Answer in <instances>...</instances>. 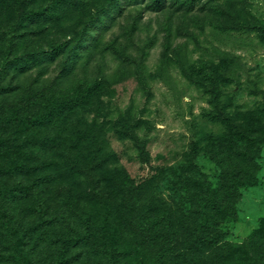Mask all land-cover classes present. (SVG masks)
Masks as SVG:
<instances>
[{
  "label": "rangeland",
  "instance_id": "1",
  "mask_svg": "<svg viewBox=\"0 0 264 264\" xmlns=\"http://www.w3.org/2000/svg\"><path fill=\"white\" fill-rule=\"evenodd\" d=\"M162 1L31 0L22 11L23 0H0V117L50 87L28 113L39 125L0 123V166L34 168L1 185L35 187L0 208V264H152L155 244L133 245L129 197L137 218L183 202L189 212L195 173L217 185L252 164L254 148L231 146L264 139V0ZM257 147V183L223 227L233 243L262 236L233 264L264 261Z\"/></svg>",
  "mask_w": 264,
  "mask_h": 264
},
{
  "label": "trees",
  "instance_id": "2",
  "mask_svg": "<svg viewBox=\"0 0 264 264\" xmlns=\"http://www.w3.org/2000/svg\"><path fill=\"white\" fill-rule=\"evenodd\" d=\"M31 0H23L22 11L27 9ZM162 0H157L158 6H162ZM50 87H46L36 93L28 95L13 111H8L0 117V123L4 122L9 125H15L18 128H30L40 124V118L28 115L31 107L35 106L49 96ZM42 118V117H41ZM42 122V121H41ZM244 140V139H243ZM237 138L231 146V149L238 150L242 145L245 149L251 148L256 151L254 156L245 155V161H251L252 164H245L233 168L231 171H222L219 175V183L214 185L211 181L204 178V175L197 172L190 180L189 190H194L189 201L190 205L196 206L189 212L185 211L184 202L174 211L170 208L167 214L143 216L137 214L132 209L134 207V196H130L127 201L128 222L132 228L135 238L133 245L140 252L146 246L155 244L158 248V254L152 264H169V258L175 255V261L172 264H233L238 261V256L248 249H254L261 239L262 233H253L244 243H233L227 240L228 231H225L223 224L226 219L238 218L235 206L238 198L241 197V190L257 183V144L264 143L261 141L251 140L250 147L247 142ZM5 142L0 134V146ZM107 155V154H106ZM104 162V161H103ZM24 165V164H23ZM29 168V169H28ZM31 168V169H30ZM26 169V170H25ZM32 166L25 165L22 167L12 163L9 167L0 166V179L6 175H12L20 172H32ZM111 172H104L103 180L111 177ZM1 182V181H0ZM124 185L131 182V193L139 188L132 184L126 177ZM186 185V183H184ZM34 186H23L22 195L18 196L15 187H4L0 183V208L3 210L10 201H22L27 198L29 190ZM104 203L106 198L104 196ZM3 215V214H2ZM5 221L3 227L11 234L3 233L6 241H13L14 234L11 229L12 217L7 214L3 215ZM2 219V220H3ZM154 220L152 223L149 221ZM5 234V235H4ZM66 241H74L70 238ZM76 241V239H75ZM70 246V242L67 243ZM129 254V253H128ZM207 257L205 258V255ZM113 264L116 262L115 257H111ZM242 261H239V263ZM243 263V262H242ZM255 264H264L263 259L258 260Z\"/></svg>",
  "mask_w": 264,
  "mask_h": 264
}]
</instances>
